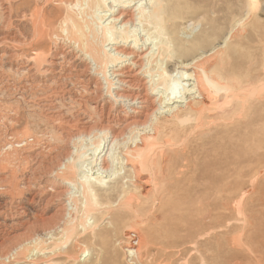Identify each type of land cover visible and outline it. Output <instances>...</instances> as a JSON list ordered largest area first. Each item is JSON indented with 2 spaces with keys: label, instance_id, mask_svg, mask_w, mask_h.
Returning a JSON list of instances; mask_svg holds the SVG:
<instances>
[{
  "label": "rangeland",
  "instance_id": "374dc122",
  "mask_svg": "<svg viewBox=\"0 0 264 264\" xmlns=\"http://www.w3.org/2000/svg\"><path fill=\"white\" fill-rule=\"evenodd\" d=\"M183 1L192 10L185 13L177 28L182 39L186 35L181 32H188L191 25H197L193 35H201L210 43L221 40V31L235 32L226 64L218 71L222 77H240L245 84L235 90L240 99H233L232 109L223 115L207 118L189 113L179 120L149 119L143 128L157 127L158 134L147 140L146 149L135 162L143 168L142 177L156 179L157 189L145 199L138 187L131 188L133 205L116 209L115 195L104 189L120 184L113 180L96 185L100 211L91 204L89 208L82 206L76 196L57 191L65 179L77 180L78 162L86 158L95 163L107 148L102 138L108 132L99 130L112 125L114 130L120 129L122 144L117 152L118 158L124 159L121 153L139 142L138 134L128 136L138 128L120 124L121 119L116 118L119 108L109 107L113 100L103 111L95 107L85 85L81 88L80 83L69 79L84 70L83 63L72 57H66L68 64L63 62L66 69L57 84L43 72H27L20 67L21 56L33 57L35 46L48 41L49 25L39 24L38 29L45 33L34 38L32 46H22L23 54L13 40L18 26L15 10L7 13L0 5V251L12 247L25 230H30L32 237L40 239L38 248L47 246L49 257L60 264H264V12L260 0L251 9L245 0ZM11 3L14 7L18 0ZM22 25L28 35L32 23ZM210 26L215 29L213 33L207 30ZM240 32L243 38H238ZM189 59L182 58L181 62ZM64 87L71 90L67 93ZM84 121H89V126L85 127ZM100 140L103 142L97 152L88 150L90 143ZM120 162L116 167L121 176L127 166ZM86 163L82 168L88 169ZM17 209L22 215L5 217ZM127 232L140 236L138 261L124 251L131 243L125 237ZM29 253L30 249L27 255L20 254L19 264L46 259L42 254L28 258ZM3 263L15 264L11 259Z\"/></svg>",
  "mask_w": 264,
  "mask_h": 264
},
{
  "label": "bare ground",
  "instance_id": "6f19581e",
  "mask_svg": "<svg viewBox=\"0 0 264 264\" xmlns=\"http://www.w3.org/2000/svg\"><path fill=\"white\" fill-rule=\"evenodd\" d=\"M11 1L1 0L0 5L4 12L9 13L13 8L15 10L14 17L18 26L17 35L13 40L20 48L27 45L32 46V40L40 38L45 33L43 28L38 29L40 23L49 25L48 32H46L48 41L35 46L34 50L37 52L33 57L27 58L20 55V67L26 69L27 72H43L53 84H57L58 77L65 68L62 66L63 62L66 57H72L74 61L83 63L84 70L78 74L74 73L77 74L76 78L70 75L72 73H68L67 76L70 75L69 79L75 83L85 85L84 89L89 91L86 93L93 95V98L91 95L90 98L94 101L95 107L103 111L109 101L113 100L109 107L111 109L119 108L116 111V118L121 119L122 123L120 124L138 128L137 131L130 132L128 136L133 137L138 134L139 142L135 141L132 148H127L121 153L124 159H119V151L117 152L118 147L122 144L120 138L123 135L119 132L120 129L116 131L112 125L108 127L109 131H107L108 129L99 130L100 133L108 132L104 135L105 138H102L107 143V148L104 150L101 147L104 152L96 157L95 163L87 162L86 158L83 162H78L80 168L76 178L77 183L72 178L62 181L61 190L57 192L69 193L72 197H78L79 201H77L81 200L82 206L88 205L89 208L93 205L95 206L94 210L96 208L99 210L102 203L99 201L96 185H105L108 181L114 180L120 184L118 187L111 186L104 189V192H112L111 195H115L116 200L113 204L116 209L129 208L133 205L134 202L129 195L131 188L138 187L139 194L145 199L157 189L156 179L153 178L149 181L147 176H145L146 178L142 177V167L135 162L146 149L147 140L153 134H158L156 125L155 128L148 131L143 128L149 119H155V121L161 118L177 119L189 113L207 118L214 114L223 115L232 109L233 99L237 102L240 99L235 94L236 89L239 90L245 85L239 79L240 77L234 74L222 77L219 73L226 64L228 47L235 37V32L231 30L226 34L225 31H221L219 34L221 40L210 43L201 35H193L197 25L189 23L191 26L187 28L188 32H181L186 35L182 39L177 28H180L183 23L185 13L192 10V6L183 0H18L14 7ZM244 2L251 9L255 6L256 0H245ZM259 4L264 12V0H260ZM222 5L220 6L222 7ZM25 22L32 23V30L28 31V35H25L23 30L22 23ZM182 28L184 29V27ZM207 30L210 33L215 31L211 26ZM243 35L240 32L238 38H243ZM253 36L256 37L257 34H253ZM23 48L22 53L24 54ZM185 57H190V59L185 63L181 62V59ZM91 83H93V87L90 88ZM64 88L67 93L71 90L67 87ZM230 89H233V92L229 93ZM238 96L240 95L238 94ZM50 101L54 102L53 99ZM227 105L228 107H226ZM83 124L87 127L89 121H84ZM139 127L141 128L139 129ZM125 137L127 139V136ZM102 140L99 143L98 141L90 143L91 147L88 150L97 152L102 145ZM86 152L80 153L79 158L84 157ZM78 161L81 160L78 159ZM118 161L127 166L121 176L119 166L116 167ZM84 163L88 169L82 168ZM89 164H92L90 169ZM150 175L153 174L150 173ZM161 186L163 187V183ZM108 198L111 199V197ZM71 202L73 204V201ZM18 211L17 209L6 213L5 217L8 215L10 219L11 217L16 219V216L22 215ZM89 213L87 212V214ZM0 216H2L1 212ZM84 219L87 220L86 215ZM22 223L24 222L22 221ZM83 226H81L82 229H84ZM32 227L34 226L32 225ZM135 233L127 232L125 234L126 239H130L131 243L126 246L124 251L138 261L141 258L142 244L140 236ZM31 234L30 230H25L19 242L11 244L12 247L9 245L14 249V253L11 251L12 258L9 255L11 254L10 247L1 250L0 264L6 259H11L15 264H19L20 254L27 255L29 249L30 253L26 257L42 254L46 259L42 260L41 258V263L29 259L27 264H60L49 257L48 253L51 250L46 248L47 246L38 248L40 239L32 237ZM261 238L264 241L263 237Z\"/></svg>",
  "mask_w": 264,
  "mask_h": 264
}]
</instances>
